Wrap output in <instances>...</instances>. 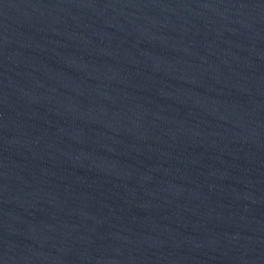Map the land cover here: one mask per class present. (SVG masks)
Masks as SVG:
<instances>
[{
    "label": "water",
    "instance_id": "1",
    "mask_svg": "<svg viewBox=\"0 0 264 264\" xmlns=\"http://www.w3.org/2000/svg\"><path fill=\"white\" fill-rule=\"evenodd\" d=\"M0 264H264V0H0Z\"/></svg>",
    "mask_w": 264,
    "mask_h": 264
}]
</instances>
